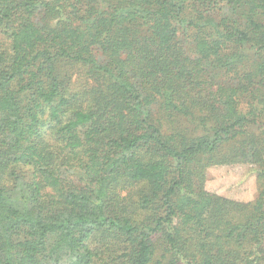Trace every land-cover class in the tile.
Listing matches in <instances>:
<instances>
[{
    "label": "trees",
    "instance_id": "1",
    "mask_svg": "<svg viewBox=\"0 0 264 264\" xmlns=\"http://www.w3.org/2000/svg\"><path fill=\"white\" fill-rule=\"evenodd\" d=\"M0 264H264V0H0Z\"/></svg>",
    "mask_w": 264,
    "mask_h": 264
},
{
    "label": "rangeland",
    "instance_id": "2",
    "mask_svg": "<svg viewBox=\"0 0 264 264\" xmlns=\"http://www.w3.org/2000/svg\"><path fill=\"white\" fill-rule=\"evenodd\" d=\"M78 172L76 178H80ZM206 187L228 198L249 201L257 193L256 173L249 164L218 165L208 169Z\"/></svg>",
    "mask_w": 264,
    "mask_h": 264
}]
</instances>
